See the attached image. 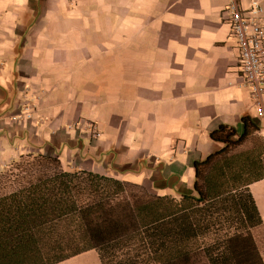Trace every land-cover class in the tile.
<instances>
[{
	"label": "crops",
	"instance_id": "crops-1",
	"mask_svg": "<svg viewBox=\"0 0 264 264\" xmlns=\"http://www.w3.org/2000/svg\"><path fill=\"white\" fill-rule=\"evenodd\" d=\"M226 3L0 0V170L41 154L179 200L195 195L194 162L223 147L209 137L218 126L256 128L233 153L264 146ZM247 190L261 231L264 178Z\"/></svg>",
	"mask_w": 264,
	"mask_h": 264
},
{
	"label": "trees",
	"instance_id": "trees-1",
	"mask_svg": "<svg viewBox=\"0 0 264 264\" xmlns=\"http://www.w3.org/2000/svg\"><path fill=\"white\" fill-rule=\"evenodd\" d=\"M242 121L240 135L226 125L209 133L223 147L194 162L195 195L179 200L20 155L0 170V264H60L90 251L100 264H264L247 190L264 178V146L233 153L256 131Z\"/></svg>",
	"mask_w": 264,
	"mask_h": 264
},
{
	"label": "built area",
	"instance_id": "built-area-1",
	"mask_svg": "<svg viewBox=\"0 0 264 264\" xmlns=\"http://www.w3.org/2000/svg\"><path fill=\"white\" fill-rule=\"evenodd\" d=\"M226 1L224 13L239 52L240 86L249 91L257 119L264 122V5L254 1L243 9L240 0ZM30 118L27 107L12 119L17 122ZM88 129L93 138L100 136L93 125Z\"/></svg>",
	"mask_w": 264,
	"mask_h": 264
},
{
	"label": "rangeland",
	"instance_id": "rangeland-1",
	"mask_svg": "<svg viewBox=\"0 0 264 264\" xmlns=\"http://www.w3.org/2000/svg\"><path fill=\"white\" fill-rule=\"evenodd\" d=\"M250 232L254 239L256 248L258 249L262 259L264 260V229L259 231L258 228H255L252 229ZM72 264H100V263L97 254L94 251H90L84 254L81 259L74 260Z\"/></svg>",
	"mask_w": 264,
	"mask_h": 264
}]
</instances>
